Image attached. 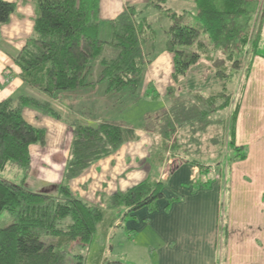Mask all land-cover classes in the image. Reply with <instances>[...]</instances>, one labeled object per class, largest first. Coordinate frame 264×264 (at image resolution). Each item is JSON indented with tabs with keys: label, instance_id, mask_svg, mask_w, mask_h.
I'll list each match as a JSON object with an SVG mask.
<instances>
[{
	"label": "trees",
	"instance_id": "obj_1",
	"mask_svg": "<svg viewBox=\"0 0 264 264\" xmlns=\"http://www.w3.org/2000/svg\"><path fill=\"white\" fill-rule=\"evenodd\" d=\"M148 1L149 6L167 14L171 21L167 49L174 54L175 83H180L202 60L204 54L200 50L207 45L227 54L231 62L237 59L236 55L242 57L243 48L248 43L251 16L260 4V0H194L195 13H176L166 8L168 0ZM36 4L39 15L34 36L15 59L24 83L51 98L100 83L107 84L109 94L121 95L128 91L130 95L138 96L147 65L152 62V54L146 53L144 48L154 41L156 32L146 18H140L136 8L128 7L113 21V36L106 42L99 36L100 0H36ZM15 9V4L0 0V25L10 20ZM259 42L260 39H256L253 45L256 55L252 64L256 57L264 59V52L260 53L258 49ZM96 62L101 65V72L96 82H91ZM215 68L218 71V67ZM219 71L225 75L223 67ZM174 91L170 88L169 95ZM221 96L225 97V94ZM228 103L224 102L221 109L227 108ZM241 104L238 103L232 114L234 132ZM25 107L36 108L61 119L50 105L32 98L0 102V172L9 164H16L23 170L24 180L31 173L30 147L45 146L47 139L44 129L36 128L25 120ZM211 113L201 111L199 106L176 101L171 109L159 114L158 117H162L158 133L161 145L154 159L158 161L162 156V144L163 149L167 148L168 142L182 126L201 120V125H204L202 131H205L210 122L202 119ZM68 125L73 140L63 182L56 187L61 198L30 191L25 181L17 185L0 178V216L8 212L14 218L8 227H0V264H87L86 258L73 250L90 246L98 227L107 221L108 210L75 197L69 182L96 162L116 153L135 136L133 130H125L121 125L110 122L95 127L83 126L76 121ZM236 153L238 160L247 156H240L239 148ZM184 164L201 167V186L209 187L210 181L206 177L210 168L203 172V166L196 162L187 160ZM164 195L163 183L145 181L125 193L115 194L108 209H128L122 216L126 219L143 208H155ZM64 221H69L67 227L63 226ZM103 264L124 263L107 260Z\"/></svg>",
	"mask_w": 264,
	"mask_h": 264
},
{
	"label": "crops",
	"instance_id": "obj_2",
	"mask_svg": "<svg viewBox=\"0 0 264 264\" xmlns=\"http://www.w3.org/2000/svg\"><path fill=\"white\" fill-rule=\"evenodd\" d=\"M2 1L15 4L16 9L10 20L0 25V102H16L21 97H28L50 105L61 116V119H56L32 107L23 110L25 120L36 128L44 129L47 134L45 146L30 147L31 173L26 181L34 192H43L63 182L73 140L68 123L76 121L90 127L103 122L115 123L111 121L113 117L109 114L110 107L114 106L113 100H123L125 95L113 96L108 93L107 84L100 83L51 98L24 83L15 59L34 36L38 7L36 0ZM128 7L136 8L141 14L140 18L148 21L155 20L157 15L160 17L162 12L153 11L154 8L149 6L148 0H100L101 40L109 42L112 39V23ZM166 8L175 10L176 13L196 12L194 0H168ZM169 29L170 27L168 31ZM167 42V37H164L160 43L156 33L154 41L145 46L144 51L152 54V62L147 65L141 94L148 92L149 100L158 98L165 105L167 97L170 96V88H176L177 93L192 87L203 91L208 88L206 83L213 80L212 65L204 61L195 69L196 79L193 77L190 81L187 79L188 81L175 84L174 54L168 51ZM257 61H260V67L264 66V59L256 58L254 64ZM96 80L97 77L93 76L90 81ZM258 80L261 106L253 108L259 114L258 133L250 139L253 143L249 146L250 151L253 146L259 147V154L255 155L257 162L253 163L252 155L246 161L234 164L227 173L216 176V180L209 187L200 185L194 191L193 188L183 185L195 183L199 169L193 165L182 164L175 170L166 171V163L154 159L160 146L159 136L149 129L133 126L130 127L135 136L133 140L126 142L116 153L96 162L69 182L75 197L91 206L108 210L107 221L98 227L94 242L83 248L85 250L78 248L82 255L87 251L84 256L86 260L96 243L101 241L112 245L109 251L103 247L100 249L96 264H103L107 260L124 264H264L262 75ZM245 109L241 107L239 113L238 135L245 132L242 124ZM253 109L251 111H255ZM95 110L101 111V114L96 115ZM228 173L231 175L229 178ZM145 181L164 184V198L155 208H143L126 219H122V216L128 209H108L115 194L125 193ZM227 186L231 190L230 201L228 210L223 215L221 198L223 189ZM177 191L180 192L179 195L170 199ZM115 218L116 221L112 223Z\"/></svg>",
	"mask_w": 264,
	"mask_h": 264
},
{
	"label": "rangeland",
	"instance_id": "obj_3",
	"mask_svg": "<svg viewBox=\"0 0 264 264\" xmlns=\"http://www.w3.org/2000/svg\"><path fill=\"white\" fill-rule=\"evenodd\" d=\"M263 4L264 0H260L258 9L256 8L255 13L251 16L247 32L248 43L243 48L242 57L241 55H236L237 53H235L237 59H234L231 62L229 61L230 59L228 58L227 54H224L220 50L215 51L211 46L207 45L205 49L200 50L201 53L204 54L202 56V60L189 70L186 77L182 81H185L187 79L190 81L193 77H195L196 79V76L194 74L195 69L198 67V65H200V63L208 61L212 65L211 68L213 76V80L206 83L208 88L204 89L203 91H200L198 89L196 90V87H192L182 90L181 93H177V89L174 88V93L167 97V105H165V103H163L162 100L158 98L157 100H149L147 97H149L150 94L147 91V93L141 95L142 87L140 89L141 93H139L136 97L130 95L128 91H125L123 93V95H125L123 96V100H113L112 103L114 106L110 107L111 109L109 112L111 117H113L111 118V121L117 124L119 123V125H121L125 130L128 131L131 129L130 127L133 126L149 129L150 131H153L159 136L160 145L161 136L158 133L160 132V126L162 125V117H158V115L164 111H168L169 109H171L176 103V101H184L185 104L199 106L201 108V111L209 113L216 109V111H213V113L209 114L206 119H202L206 121L209 120L210 122L208 127H206L205 131H202V127L204 125H201V120L199 121V123H189L179 128L177 134L171 139L170 142H168L167 148H164L165 150L163 149L164 145L162 144V149L160 151L162 156L157 160L160 162L164 160L162 163H166V171L175 170L178 166H181L182 164L186 163L187 160H191L193 162H196V164L198 165H202L203 172L207 171L209 168L210 173L217 172L215 175L212 174L207 177V179L210 181V184H212L216 180V176H220V174L223 175L224 173H227L231 170V167L234 164L242 163L252 155H254L252 157L253 163L257 162L256 156L259 154V147L253 146L250 151L249 146L251 143H253V140L250 139L256 136V134L258 133L257 121L259 119V114L258 110H255L253 108H258L261 106L259 104V98L261 97H259L260 89L258 79L261 77V75L262 78H264V66L260 67V61H257L255 64H252V59L253 56L256 55V50H254L253 48L256 39H260L258 46L259 52H264ZM157 10L158 9L156 8L153 9V11ZM159 15L160 17H158L157 15V18L155 20L150 21L149 19V21L155 27L157 37L160 43H162V39L164 37H167L168 39L167 31L168 28L171 26V21L169 20L167 14L161 12ZM262 23L263 25L261 27ZM259 31L261 34H259ZM215 64L218 67V71L215 68ZM251 64L253 67L250 72L249 78L251 75L252 76L250 79L248 78L246 82V77L248 76ZM220 67H223L225 75L221 73L222 71H219ZM100 72L101 65L98 62L94 63L91 77L94 76L98 78ZM217 72H219L218 77ZM207 74L209 75L210 73ZM226 75L230 78H221L226 77ZM112 94L113 96H122L117 95L115 93ZM221 94H225V97L221 96ZM226 101H229V106L225 109H221V105ZM240 102L242 103L241 107L246 108L245 116L242 123L245 128V132H242L238 135V119L234 132L232 128V114L236 106ZM252 109L255 111H251ZM94 113L96 115H100L101 111L95 110ZM249 133H252L251 136H248ZM237 148L241 150L240 156L247 155L244 160L236 159ZM197 168L201 169V167ZM229 176L231 177V175H229L228 173L227 178H229ZM0 178L17 185H22L23 181H25L26 187H28L30 191H33L26 183L28 177L24 180L23 170L16 164H9L4 171L0 172ZM201 182L202 178L198 176L195 183L184 184L183 187L189 189L193 188V190L196 191L201 185ZM229 187H225L222 192L221 209L223 215L225 211L227 212L229 206L231 191ZM43 193H47L53 197H62L58 195V190H56V187L43 191ZM178 193L180 192H175L170 199H173L176 195H179ZM13 222L14 218L8 212H4L0 216L1 228L8 227ZM68 223L69 221H64L63 226L67 227ZM111 245L112 243H102L101 241H98L96 243V246L93 247L89 259L86 260L87 263L96 264L100 249L103 247L106 248L107 251H109ZM81 250L75 249L73 250V252L75 254H81ZM86 254L87 251H84L83 256H85Z\"/></svg>",
	"mask_w": 264,
	"mask_h": 264
}]
</instances>
